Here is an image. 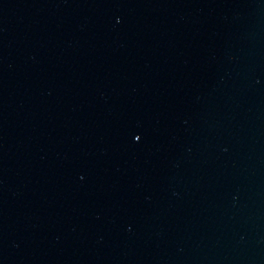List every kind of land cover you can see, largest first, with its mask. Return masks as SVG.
<instances>
[{
  "label": "water",
  "instance_id": "obj_1",
  "mask_svg": "<svg viewBox=\"0 0 264 264\" xmlns=\"http://www.w3.org/2000/svg\"><path fill=\"white\" fill-rule=\"evenodd\" d=\"M0 264H264V0H0Z\"/></svg>",
  "mask_w": 264,
  "mask_h": 264
}]
</instances>
